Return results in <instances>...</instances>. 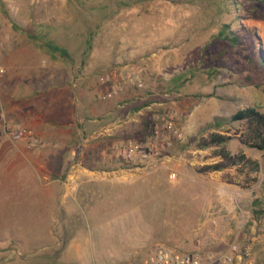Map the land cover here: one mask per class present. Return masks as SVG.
<instances>
[{
    "label": "rangeland",
    "instance_id": "rangeland-1",
    "mask_svg": "<svg viewBox=\"0 0 264 264\" xmlns=\"http://www.w3.org/2000/svg\"><path fill=\"white\" fill-rule=\"evenodd\" d=\"M0 3L16 25L14 28L0 7L1 38L5 43L1 55L6 42L15 37L33 43L19 51L22 57L46 61V67L52 62L47 53L49 42L67 50L71 58L82 59L87 65L84 68L96 69L98 77L127 63H144L146 89L142 90L139 105L125 106L120 115L108 119L104 112L117 101L106 100L100 88L97 102L102 111L97 125H107L109 131L108 124L119 117L127 121L134 116V107L150 104L142 108L143 120L151 121L155 114L166 111L182 134L180 139H173L157 166L142 164L141 170L137 164L112 160L108 152L104 153L120 143L110 140L113 136L90 139L92 134H81L79 143L67 147V165L60 174L58 194L64 205L54 210L50 221L42 220L37 209L25 215L20 210L22 202L17 201L8 218L3 213L0 264H76L82 253L89 255L84 264H138L165 242L197 252L201 264H264V215L256 218L252 213L254 200L264 201V152L241 144L235 134L242 129L239 123L231 125L230 135L234 138L227 148L234 154L243 151L258 162V172L231 168L201 173L200 168L220 160L213 148L200 150L190 142L183 149L216 117H229L256 106L264 113V68L255 67L264 50V5L254 0ZM223 24H230L239 36L237 47L213 40ZM211 66L219 71L212 81L204 73ZM55 71L49 78L59 82L60 70ZM183 73L188 74L187 83L171 90L173 78ZM4 97L0 90V117L9 126L23 127L2 105ZM127 113L129 117L124 119ZM131 124L135 122L126 125L130 126L129 135L126 132L115 139L124 142L145 138ZM5 138L1 133L0 140ZM82 138L90 140L84 143ZM112 161L118 164L114 166ZM121 162L127 165L120 166ZM152 176L157 178L142 183ZM67 181L71 188L65 187ZM160 181L168 187L163 193H155L158 189L150 184ZM30 202L37 203V198ZM7 221L6 226L1 225ZM12 229L28 242L12 240ZM47 231L54 239L48 240ZM230 256L232 260H226Z\"/></svg>",
    "mask_w": 264,
    "mask_h": 264
},
{
    "label": "crops",
    "instance_id": "crops-1",
    "mask_svg": "<svg viewBox=\"0 0 264 264\" xmlns=\"http://www.w3.org/2000/svg\"><path fill=\"white\" fill-rule=\"evenodd\" d=\"M23 41L24 39L14 37L6 42V49L0 58V65L6 66L10 73L0 79L1 94H5L2 105L7 106L8 112L15 115L14 120L23 127L32 129L38 135L40 143L30 150L22 141L7 138L0 140V218H3V213L8 218L14 209L12 205L17 201L22 202L20 210L25 215H30L29 211L39 210L42 220L50 221L54 210L60 204L64 205L58 194L60 174L65 172L67 165V147L79 143L80 135L84 133L92 134L90 139L113 136L110 140L120 143H114L111 147L127 142L128 140L121 142L115 136L121 137L126 132L129 135L130 126L127 128L126 125L133 121L135 124H131L132 129L141 132L145 121L142 117L144 110L135 112L131 119H128L127 113L124 117L127 121L119 117L113 124H108L109 131L99 135L107 125L96 124L99 123L98 116L102 111L97 102L101 87L99 77L94 74L96 69H85L84 66L87 65L78 58L52 61L46 67V61L22 57V52L19 51L23 46L33 45L30 40ZM57 68L60 70V81L53 82L49 76L56 74ZM141 95L142 91L126 89L116 99L117 103L106 109L105 117L113 119L122 113L125 106L139 105ZM90 139H83V142ZM50 178L52 181H48ZM33 198H37V203L30 202ZM16 210L17 208L15 213ZM6 223L9 222L1 225L6 226ZM50 225L47 224L48 227ZM47 235L49 241L54 239L51 231H47ZM10 237L21 244L28 242V239L19 238L13 229ZM4 238L8 239V236ZM89 254L93 258V254ZM86 257H89L88 253L84 256L82 253L81 257L77 256L75 263L84 264Z\"/></svg>",
    "mask_w": 264,
    "mask_h": 264
},
{
    "label": "built area",
    "instance_id": "built-area-1",
    "mask_svg": "<svg viewBox=\"0 0 264 264\" xmlns=\"http://www.w3.org/2000/svg\"><path fill=\"white\" fill-rule=\"evenodd\" d=\"M0 29V55L5 43L1 38ZM147 67L142 62L127 63L122 66L112 68L99 77L101 93L106 100L119 98L126 89L133 88L137 91L146 89ZM6 74V68L0 65V79ZM121 122H118V124ZM148 131L145 138L128 140L117 146L108 148L104 153L112 159L137 164V169H142V164L148 168H154L160 162L163 152L172 145L173 139H180L181 132L176 127L172 117L166 111L159 112L148 123ZM103 128L99 135L106 133ZM13 141H22L27 148L32 150L38 146L40 139L30 128L12 127L0 117V134ZM68 180V179H67ZM70 182L65 183L66 188ZM213 219V217L211 218ZM214 223L216 220L214 219ZM237 251V248H234ZM231 261L232 257L226 258ZM138 264H201L200 256L197 252L183 251L175 246L159 244L155 250L145 256Z\"/></svg>",
    "mask_w": 264,
    "mask_h": 264
},
{
    "label": "trees",
    "instance_id": "trees-1",
    "mask_svg": "<svg viewBox=\"0 0 264 264\" xmlns=\"http://www.w3.org/2000/svg\"><path fill=\"white\" fill-rule=\"evenodd\" d=\"M262 5H264V0H254ZM1 11L3 15L8 17L9 21L12 23L15 28V23L10 18L8 12L4 9V5L0 3ZM31 40L38 39L35 36H29ZM214 41H218L224 43L225 45H230L231 47H237L240 44L239 36L231 29L230 24H223L220 27L219 32L213 36ZM48 47V55L51 57L52 61L60 60L58 55L62 57L61 59H71L69 53L64 48L55 45L49 42ZM255 67L264 68V50L260 51L259 59L256 63ZM208 79L212 81L217 77L219 71L214 67L204 72ZM189 80L188 74L183 73L179 76L173 78L171 90H179L183 87L187 81ZM211 96V95H209ZM150 106V104H145L143 106L134 107L133 111L138 112L140 109ZM148 123L149 121H144L142 124V134H146L148 131ZM239 123L242 124V129L240 132H236L235 134L238 136L239 141L245 147L256 149L258 151L264 152V113L261 112L260 107H247L241 110H238L233 115L229 117H216L211 124L207 127L201 129L199 134L190 138L188 144L184 145L183 149H187L190 145V142H194L196 147L200 150H207L213 148V154L215 157H218L220 160L214 164L205 165L200 168L201 173H213V172H222L227 169L236 168L239 172L254 173L258 172L260 166L258 162L251 160L246 156L243 151L238 152L237 154L232 153L228 148V143L234 138V136L230 135V128L232 124ZM228 127V130H225ZM207 132V133H206ZM207 134V135H205ZM164 153V152H163ZM112 165H117V162H110ZM120 163V162H119ZM121 165H127L126 163L121 162ZM129 165V164H128ZM157 178V176H152L147 179H143L142 183L145 181H151ZM232 183V182H229ZM150 186L161 193L167 189L168 185L164 184L160 181L159 183L150 184ZM146 198V195H144ZM145 200V199H144ZM172 209L174 207L172 206ZM252 213L254 217L260 218L264 215V201L256 199L253 202ZM191 226V224H189ZM193 226V224H192ZM165 245L172 246V244L165 242ZM49 247V246H47ZM45 247V248H47ZM50 250L55 249L54 247H49ZM2 261H6V257L1 258ZM72 264V263H68Z\"/></svg>",
    "mask_w": 264,
    "mask_h": 264
}]
</instances>
